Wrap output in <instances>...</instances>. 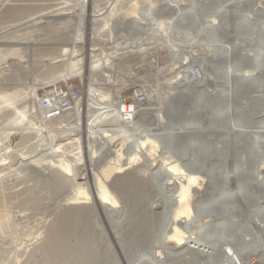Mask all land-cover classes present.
<instances>
[{
  "label": "rangeland",
  "instance_id": "rangeland-1",
  "mask_svg": "<svg viewBox=\"0 0 264 264\" xmlns=\"http://www.w3.org/2000/svg\"><path fill=\"white\" fill-rule=\"evenodd\" d=\"M258 2L256 5L264 8V0ZM189 3L190 0H0V177L11 174L0 181V264H147L143 254L158 237L162 224L165 225L169 194L165 196L166 188L159 192L150 187L148 178L155 176V171L145 170L140 161L129 162L126 157L128 153L140 154L145 150L146 157L157 165L163 156L161 148L167 145L160 140L159 144L158 141L153 142V138L146 135L148 131L161 133V129L150 124V116L142 118L143 125L139 120L130 129L119 128V132L110 125L113 129L108 127L112 129V132L107 131L110 135L108 144L115 145L110 147L113 151L123 150L125 157L116 164L106 147L98 152L99 145L96 144L91 149L94 155L89 157V152H84L87 146L83 149L78 139L63 131L77 122V118L67 121V113L57 120H49L50 127L56 129L50 132L54 136L47 149L48 128L43 126L41 133L35 129L41 125L32 115L33 102L29 99V91L33 86L38 89L51 83H61L79 89L81 94L85 90L84 95H87L80 76L58 79L70 67L76 69L82 65L80 44L75 43L78 51L73 53L72 41L78 29L77 22L90 18L93 23H86L84 28L86 32L92 31L93 43L85 72L92 93L103 103H109L120 97L124 86L139 84L147 88L144 83L156 84L162 91L158 101L152 105L157 108L152 115L155 119L159 117V123L163 122L169 130L171 125L164 113L165 108L186 86L185 95L197 88H192L187 81H182L181 87L172 83H178L180 73L195 61L202 69L204 79V85L197 89H216L219 86L216 79H219L203 63L222 58L219 54L226 55V41L218 43L213 35L208 34L216 26L217 18H204L202 31L209 37L198 38L187 22V13L193 8L188 7ZM246 16L251 17V14ZM133 19L140 20V24L133 23ZM209 42L212 44L208 45ZM114 44L128 45L121 60L115 54L120 50L111 49ZM228 62L226 69L229 70ZM244 70L242 72L249 71L248 74L253 71ZM130 92H127L128 97ZM256 95L261 99L264 92H256ZM183 102L188 107L185 110H189L187 100L183 98ZM247 125L238 126H241L240 130H246L244 127ZM257 125L260 123L253 126ZM250 139L256 140L257 144L260 136L251 135ZM55 147H58L56 153L49 158L28 169L18 167L19 159H26L32 152L30 158L43 155ZM260 150L255 148L257 153H251L252 156L262 154ZM239 156L245 158L243 153ZM111 160L117 168L103 175L101 170L105 165L114 166ZM162 161L172 165L167 158H162ZM188 164L192 167V163ZM119 165L121 170L115 171ZM229 166L226 172L232 173V165ZM258 168L264 171L261 166ZM144 175L147 179H142ZM204 179L205 183L198 178V182L191 186L207 190V179ZM97 180L113 197L107 202L108 205L113 204L111 200L114 202L109 217L92 206L90 183ZM212 194L220 196L214 192L209 195ZM201 196L196 197L199 199ZM197 198H193V202ZM154 200L160 203L156 208H152ZM242 216H237L238 220ZM208 219L202 220L198 227ZM168 243L172 245L173 241ZM152 247L156 258H166L163 264H189L182 256H174L180 250L170 251L167 256L164 248ZM193 257L192 263L201 261V256ZM261 259L254 260L252 264H264V257Z\"/></svg>",
  "mask_w": 264,
  "mask_h": 264
},
{
  "label": "bare ground",
  "instance_id": "bare-ground-1",
  "mask_svg": "<svg viewBox=\"0 0 264 264\" xmlns=\"http://www.w3.org/2000/svg\"><path fill=\"white\" fill-rule=\"evenodd\" d=\"M254 1H255V7H256L257 6L256 4L259 2H258V0H254ZM85 3H87V1ZM174 7L176 8V6H174ZM188 7L191 8L192 6L188 5ZM192 9L193 8L189 9L190 11L187 14L188 24L189 25L191 24L190 26L194 29L196 36L198 38L204 37V38L208 39V37H209L208 34L207 33L205 34L204 31H202L203 26H204L203 20H204V18H209V17L215 16V15H207V16L201 17L198 20L200 25L195 28V27H193L192 23L190 22V18H189L191 13H192L191 12ZM223 9H224V7H223ZM260 11L262 12V17L264 18V8H261ZM245 16H246V14H245ZM248 16H250V15H248ZM248 16H246V17L249 19L252 18V16L251 17H248ZM80 20L81 21L80 22L78 21L77 24H79L81 26L78 25L76 27L78 29L76 31L75 36H73V38L74 37L75 38H74V41H72L71 50L73 53H76L78 51V49H75V47H77L75 45V43L78 42L80 44L79 48H81L82 52H83L81 54L82 55V58H81L82 65L76 69L70 67L66 71L64 76H62L60 79H58V81L59 80H66L67 78H70L73 76H80L82 78V80L84 81L85 89L87 91V95L86 96L84 95L82 98L83 103L87 104V102H90L93 105V107H95L96 110L93 112V115H92V113L91 114L87 113L88 115H85L84 116L85 118H81L82 117V116H80L81 106L78 105L72 112H70L67 115V119H68L67 121H71L72 118H77L76 124L74 126L66 127L65 129H63L61 127V129H63V131H67L68 136L70 135V136H73V138L75 137L76 139H78L83 149H85L84 146H87V149H85L84 152H87V153L89 152V155H88L89 157L91 154L94 155V151H92L91 149H92V139L95 137L94 141L97 140L96 142H100L104 147H106V150L109 152V154H112V159L114 160V162H116V164H119V163H121L120 160L125 158V157H123V153H122L123 150L122 151L121 150L113 151V149L110 148L112 146L113 147L115 146L113 144L112 145L108 144L110 142V140L108 139V136H110V135L107 134L105 129H100L101 128L100 126L102 125L100 123V121L103 120V117L99 116L98 118H95L97 114H99V113L101 114V112L103 113L104 112L103 110L105 108H107L108 106H110L112 103H114L115 100H114V102H109V103L104 102L103 103L99 98L96 97L97 95L95 96V94L92 93V88L90 86L91 84L88 82L87 72H85L86 71L85 70V67H86L85 63L89 57V54H90L89 52L92 50L90 48V45L93 43V38H92L93 33H91L92 31L86 32L84 26H86V23L87 24L90 22L93 23V21L90 20V18H89V20H86V19H84V20L80 19ZM131 21L133 23H135L136 25L140 24L139 23L140 20H138V19H133ZM91 26H92V24H91ZM212 35L214 36L213 39L218 40V43L221 41H226V40L220 38L219 36H217L216 34H212ZM210 44H212V42L211 43L209 42L208 45H210ZM230 46H231L230 43L228 41H226V45L224 46V48L226 49V55H223L222 58L217 57L214 60H218V59L223 60L224 59L223 61L225 63H227V61L229 60V52H230V48H231ZM203 66L211 69L209 66V63H207V62L203 63ZM226 68H228V67H226ZM226 68H225V71H226V75L228 76L230 70H228ZM248 70L252 71L253 69H248ZM248 72L249 71H247V73L241 72V76L246 77L249 75H253L252 72H251L252 74L251 73L248 74ZM180 74H181L180 81H178V83L175 82L176 84L172 83L173 86L175 85L176 87H181L183 84L182 81H184V82L187 81V82L191 83L192 88L193 87L198 88V87H201L204 85L203 77L202 76L199 77L197 75V73L195 72V66L192 63H190V66L187 67ZM206 75L208 77L207 80L210 81L209 75L208 74H206ZM263 79H264V77H263ZM179 82H181V83H179ZM216 82L219 85L221 84L217 80H216ZM144 84L147 86V88H146L147 91H145L143 93L144 99L146 100V103L144 102L142 104L140 102L138 104L139 108H138L136 113H138V112L139 113L135 114V116H134L135 119L132 122H131V120L125 122L124 128L130 129L139 120L141 121V124H142V122H144L143 121L144 119L142 120V118L150 116V117H148L151 119V120H149L150 124L151 125L155 124L154 127H156L157 129H161L162 132L161 133H156V132L155 133H149V131H148L147 135L146 134L145 135L147 137L148 136L152 137L153 138L152 141L153 142L158 141V144H159V140L165 132L175 131V129H173L172 127H168L169 130H167V126L165 124H163L162 120H161V122H162L163 126L165 125V128L163 126L161 127L162 124L159 123V120H158L159 117L158 118L156 117V119H155L153 117L155 115H152V112H154L157 109L156 107H153L152 105H154L156 103L155 101H158L162 89H160V87L156 84H150V85L148 83H147L148 85L146 83H144ZM130 85H132V84H130ZM155 85L158 88H155ZM186 87L183 90L181 89L182 90L181 93H180V91L178 94L176 93V96H174V97L177 98V96L178 97L182 96L181 97L182 101H183V98L187 100L186 103H188L190 109L184 110L182 112V114L194 113L195 111L197 112L198 110H196V105H194V100H193L194 97L192 96V95H194L193 93L196 90H194V91L190 90V94L185 95L184 92L187 91V89H188ZM188 87H190V86H188ZM36 89H37L36 86L35 87L33 86L31 88V90L29 91L30 92L29 93V99L30 100H33ZM253 96L255 98H259V96L256 95V92L253 94ZM118 99H120V97H118L117 100ZM173 101H174V98L172 99L171 103L169 104V108H171L173 106ZM33 107L34 106L31 107V110H33L32 109ZM32 114L34 115V117L37 115V114L35 115V113H33V112H32ZM61 117L51 119L50 121L57 120ZM162 118L163 117H161V119ZM48 122H49V120H47L45 123V128L47 126L48 132H49L47 134L46 139H45V142L47 140V143H46V145H48L47 149L49 148V146L52 145V142H51V141H53L52 136H54L50 132L52 129H56V127L55 128L50 127ZM256 122L260 123V125H257L254 127L253 125H255ZM256 122H252L249 125H247V127H244V128H246V130H240L239 127H241V126H238V125L237 126L235 125L234 129H237V130L239 129L240 133L247 134L250 137H251V135L256 136L257 134H259V136L261 138L259 141L262 142L264 139V109H263V111L259 117V121H256ZM37 123H38V125L42 124L39 119H37ZM41 126H39V128H35V129L39 132L42 128ZM203 127H205L206 130L212 129L211 127L207 128V126H205V125ZM205 128L203 130H205ZM254 128H256L257 130L256 131L252 130ZM182 129H186V128H182V127L177 128V130H179V131H183ZM188 129H190V128H188ZM116 132H119L118 129H116ZM40 133H41V131H40ZM225 133H229V132L225 131ZM137 135H138V133H137ZM141 137H139V138H141ZM253 138H254V136H253ZM207 139L210 140L211 136H208ZM113 141H114V139H113ZM259 141H258V143H259ZM96 142H93V143H96ZM152 144H154V143H152ZM55 146H56V144H55ZM138 146H139V144H138ZM55 148L51 149V150L49 149L50 151L48 150L49 152L44 153L43 155H38V156L36 155V157L30 158L33 155V152H32V155L29 154V156L25 157L26 159H19V161H17L18 167L20 169H24V168L28 169V167L34 166L35 163H38L39 161L43 160L44 158H49L50 155H54V153H56V150L58 149V147H55ZM258 148H260V147L258 146ZM140 149H137V150L140 151ZM161 149L163 152L162 158H167L172 165H166V163L164 161H162V158L158 162L157 165H154L153 160H151V158L150 159L147 158L146 157L147 155L144 154L145 150H144V152H141L142 149L140 151L141 153L139 152L140 154L128 153V154H132V155L128 156V154H127V157H126V159H129L128 160L129 162L140 161L145 170L151 169V170L155 171V173L153 172L154 173L153 175H155V174L156 175L155 176L151 175V177L148 178L149 182L151 184L150 187L153 190H156V191L159 190V192L163 191V189L166 188L165 190H167V194L165 196H167L169 194V196H168V198H166V200H168L169 198L173 200V202L171 203V206L165 205L167 208L170 207V210L168 209V211H167L168 215H166V217H165L166 218L165 225H164V223L162 224L163 227H162L161 231H159L158 237H156V239L153 240L151 245L148 246L147 253H145L143 251L144 254H146V256H144V254H143V257L145 258V261L147 262V264H163V262L166 259V258L163 259L161 257L156 258L154 251L152 249L153 248L152 246L164 248L166 250L167 256H169L170 251H176V250L179 251L180 250L181 252L179 251V253L175 254L174 256H176V257L178 255L182 256V259H184L185 262L189 263V264L192 263L191 262L192 260L194 261L193 255L195 256V258L201 256V261L198 262V264H252V262L254 260H259L262 258V256L264 257V243L262 241L264 238V235L261 234L264 231V214L261 213V210H264V171H261L258 168V166H261L262 168H264V152L262 151V154H259V156L256 154L254 156H252V154L249 152V153L245 154V158L240 157L239 160L237 161L238 165H236V167H232L233 170L230 168L232 170V173L226 172L227 168H228L227 164H225V166L220 168L216 159L214 157H212L211 160L215 159V162H213V160H212L211 164L216 165V167H215L216 169H215V173H214L215 177L210 178V177H207L205 174L199 172L198 170L197 171H195V169L191 170V167L189 168V166H187V165H189L188 163H192L191 162L192 159L190 157L189 158H180V157L173 155L172 149H170L169 146H165ZM113 152H115V155L113 154ZM255 152L256 151H254L253 153H255ZM252 159H254V160H252ZM183 161H184V163H182ZM104 165H105V163H104ZM123 165H125V164H123ZM229 165H231V164H229ZM105 166L101 170L103 175H107V173H110L111 170L113 171V169L117 168L115 166V163H114V166H111V164L105 165ZM135 166H136V164H135ZM243 167L245 168L244 171H242ZM144 169H142V170H144ZM99 170H98V172H99ZM117 170L118 171L121 170L120 165L118 166V169H116L115 171H117ZM151 173H152V171H151ZM10 175L8 174V175H4L3 177H0V181L4 177H9ZM81 176H83V175H81ZM203 176L206 177V179H207L206 180V182H207L206 189L207 190H203V187H202V189L200 188L201 182H200V185H197V186H199L200 190L197 189L198 188L197 186H196L197 188L194 189L193 188L194 185L193 186H191V185L193 183H195L198 178L200 180H203V182H204L205 179ZM84 178H86V177H84ZM142 179H147V178H145V175H144V178L142 177ZM98 181L99 180H97V182L90 183L91 189H92V192H91L92 196L90 195L91 196L90 198H92V201H93L92 206L94 207L95 210H101V212H103L105 214V216L109 217L112 215L111 211H112L113 207L111 205H113L114 202L111 199H110L111 200L110 203H113V204L108 205L109 203H107V202H108L109 198H113V197H111L109 195V193H106L103 183H102L103 186H100V184H98ZM190 187L193 189H191ZM103 189H104L105 193L102 191V193L99 195L100 190H103ZM220 191H223V193H227V195L236 196L237 197V204L232 205V204L226 203L223 200L221 201V198H219V195H217V198H214L213 200H211V202L208 201L207 204L202 203L200 212L196 213L194 211L193 205H192L193 198H197L196 196L197 195L199 196L200 194L209 195L210 193H213V192L219 193ZM72 196L74 197L73 194H72ZM254 196L256 198H259V200L256 202L257 203L256 205H259L260 203H261V205H263V206H261L262 208H260V211H256L255 208L251 207L250 205L248 206V202L245 201L246 198H254ZM74 198H78V197H74ZM161 199H162V197H161ZM154 202H155V200H154ZM167 203H168V201H167ZM159 204L160 203L155 202L153 204L152 208H156ZM113 212H114V210H113ZM243 213L245 214L244 216H242ZM215 215L219 216L220 219H217ZM237 216H242L241 220L243 218L250 219L248 221V223L246 224V226L244 225L243 231H242V229L238 228L237 226H234L237 223H240V220H238L240 218H238ZM235 217H237V218L235 219ZM205 218H209L208 220H210V219L213 220V222L216 223L218 228L214 231H211V230H207L206 228H204L203 227L204 225L198 227V224L202 220L205 221L204 220ZM235 234L238 235L237 236L238 239H237V237H233ZM250 235L252 237L248 238V236H250ZM231 238H233V240ZM169 240L173 241L172 245H170L168 243ZM175 253H177V252H175ZM136 261H137V259H136ZM142 261H143V263H146V262H144V260H142ZM194 263H192V264H194ZM132 264H133V262H132ZM183 264H184V262H183Z\"/></svg>",
  "mask_w": 264,
  "mask_h": 264
},
{
  "label": "water",
  "instance_id": "water-1",
  "mask_svg": "<svg viewBox=\"0 0 264 264\" xmlns=\"http://www.w3.org/2000/svg\"><path fill=\"white\" fill-rule=\"evenodd\" d=\"M190 5L193 9L189 18L195 28L200 25L198 20L201 17L207 15L217 17L216 26L211 28L208 34H216L230 43L228 62L230 71L227 76L224 59L209 61L211 73L221 84L212 90L196 89L192 96L198 111L194 113L182 114L188 107L182 101V96L174 97L173 106L165 108L164 113L175 131L165 132L160 141L172 149L173 155L180 158L190 157L191 170H198L207 177L214 178L216 165L211 164L212 157L216 159L220 168L225 164L236 167L240 153L244 156L249 152L253 154L258 146L264 152V139L256 144L247 134L233 128L235 125L259 121L264 109V96L261 99L253 96L255 92L258 94L264 92V18L260 11L261 7H255L254 0H190ZM247 13L251 14V19L245 16ZM244 69H253L256 73L242 77L241 72ZM201 125L211 127L212 130H206ZM179 127L186 129L179 131L177 130ZM208 136H211L210 140L207 139ZM245 151L247 153H244ZM218 194L221 201L237 204L236 196H227L223 191ZM214 198L217 197L213 194L211 196L202 194L193 202L194 211L200 212L201 204H207ZM258 200L259 198L254 196L246 198L245 201L248 202V206L260 211L263 205L261 203L256 205ZM261 213L264 214V210H261ZM249 220L243 218L234 226L243 231ZM203 227L211 231L218 228L212 220L206 221Z\"/></svg>",
  "mask_w": 264,
  "mask_h": 264
},
{
  "label": "built area",
  "instance_id": "built-area-1",
  "mask_svg": "<svg viewBox=\"0 0 264 264\" xmlns=\"http://www.w3.org/2000/svg\"><path fill=\"white\" fill-rule=\"evenodd\" d=\"M126 46L128 45L117 46L116 44H114V47L111 48L112 50L113 49L120 50V51L115 50L116 51L115 54L120 56L119 60L124 58L123 52L124 50H127ZM115 60L118 59L116 58ZM194 66H195V72L199 77H201L202 72L199 67V64L194 61ZM145 91H147L146 88L139 84L124 86L119 94L120 99L116 100L110 106L105 108L103 110L104 111L103 113L101 112V114L99 113L96 115L95 118H98L99 116L103 117V120L100 121V123L102 124L100 126L101 128L100 127L99 128L105 129L106 132L107 131L112 132V129H108V127L112 128L113 126L116 129L124 128L125 122L130 120L132 122L135 114L139 113V112L136 113L139 108L138 104L140 102L142 104L144 102L146 103V100L144 99V95H143ZM84 92L85 90L83 91V94H81L79 89L68 86L66 87L63 86L61 83H51L48 85L41 86L35 91L32 100L33 102L32 106L34 107L32 108L33 110L31 111L35 113V115L37 114L35 118L37 117L36 119L40 120V122L42 123L41 127L43 126L45 127V123L47 120L58 118L64 114L70 113L78 105L81 106L80 108V116H82L81 118H85L84 117L85 115L91 113L93 115V112L96 109L95 107H93V105L90 102H87V104L83 103L82 98L84 96ZM127 92L131 93L130 97L127 96ZM94 139L95 137L92 139V146H93L92 148L94 149L95 145L97 144L99 145L97 146L98 152L104 151L105 147L100 142H96L97 140L94 141ZM262 234L264 235V231ZM263 243H264V238H263Z\"/></svg>",
  "mask_w": 264,
  "mask_h": 264
},
{
  "label": "crops",
  "instance_id": "crops-1",
  "mask_svg": "<svg viewBox=\"0 0 264 264\" xmlns=\"http://www.w3.org/2000/svg\"><path fill=\"white\" fill-rule=\"evenodd\" d=\"M169 200H170V201H169ZM166 202H167V200H166ZM172 202H173V200L169 198L167 204L171 206V203H172ZM168 209L170 210V207H168Z\"/></svg>",
  "mask_w": 264,
  "mask_h": 264
}]
</instances>
